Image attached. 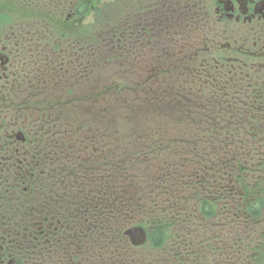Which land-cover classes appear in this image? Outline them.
<instances>
[{"label":"flooded vegetation","instance_id":"1","mask_svg":"<svg viewBox=\"0 0 264 264\" xmlns=\"http://www.w3.org/2000/svg\"><path fill=\"white\" fill-rule=\"evenodd\" d=\"M174 1L118 0L125 9L121 18L128 20L135 16L142 24L138 35L133 32L137 25L131 24L121 31L123 36L130 31V40L147 35L150 41L162 32L172 33L188 49L194 33L179 31L172 15ZM183 1L190 6L189 17L197 32L196 45L199 34L202 36L200 47L194 50L193 64L186 68L191 74L189 88H184L187 99L217 101L225 115L236 117L240 132L251 133L249 139L238 135V145H259L264 140V0ZM99 2L0 0V185L3 186L0 187V264H38L48 257L56 242L72 239L74 244L80 243L83 225L76 215L80 208L77 195L89 194L92 200L89 207L94 205L97 193L109 200L112 186L107 181L99 186L94 168L98 167L97 157L110 164L115 156L111 147L113 131L109 130L112 126L105 124L102 130L101 137L108 143L104 146V141L98 143L95 107L89 108V123L66 121L67 103H70L67 99L78 96L70 91L85 81L88 85L94 82L88 80L97 65L99 32L88 31L83 25L88 18L96 17ZM162 10L172 19L169 27L157 28L156 22H146L149 14H155L151 16L153 21H160ZM84 89H79L76 101L83 97L87 91ZM95 96L96 89L91 93L92 98ZM105 147L108 148L102 149ZM39 163L43 167L40 172ZM54 166L60 170L54 171ZM28 167L31 189L26 183ZM37 174L47 181L42 203L34 194ZM54 175L59 182L58 191H51L55 181L50 185V177ZM16 189L29 193V203L21 211L9 206L7 199L2 203L5 194ZM64 196H69L71 203L66 204ZM165 200L161 199V211L169 208ZM213 206L216 214L204 217L195 208L198 205L187 199L174 205L173 234L168 238L169 243H159L156 264H264L262 221L253 222V245L237 244L233 239L229 244L225 235V204L216 202ZM12 209L22 212L25 220H5L2 212ZM94 235L95 228L86 225L83 238L90 237L95 243ZM118 240L120 245H115L117 253L111 257L110 264H154L148 263L147 255L130 245L124 231ZM237 248L239 252L234 251Z\"/></svg>","mask_w":264,"mask_h":264},{"label":"trees","instance_id":"2","mask_svg":"<svg viewBox=\"0 0 264 264\" xmlns=\"http://www.w3.org/2000/svg\"><path fill=\"white\" fill-rule=\"evenodd\" d=\"M164 36L166 38L168 37V35ZM110 94H106V96L100 97L108 102ZM72 100V98L67 99V102H70L67 103V106L75 103V101L72 103ZM91 102H94L96 104V114L94 115V119L95 122L99 124L97 121L103 122L102 110L100 108L107 111V106H104L101 102L97 104V100H93ZM206 102L207 106H211L209 100H206ZM208 109L209 111L205 112L200 118L199 116L190 117L193 120V124H188V126H193L194 128L195 126L198 127L201 134L200 136H195L199 138L192 140V143L196 141L204 142L205 139H208L209 142L214 143L215 139L219 140L221 138V136L217 135L220 127L224 128L227 123H231L234 121V119H231L226 115L224 116V114L221 112H212L210 111V108ZM70 110L73 113L78 114L76 109L71 108ZM97 110L99 111L98 114ZM112 116V121L114 122L115 113ZM204 116H207V119H202ZM216 116L217 118L215 120ZM90 118L91 114H88L86 117H82L80 119L72 117L71 114L66 115L67 123H72V119L77 121L78 123L83 122L80 120H86L89 123L91 122ZM180 123L182 124H180L179 129L175 124L173 130L174 132L179 133L183 131L182 127L185 124H183V122ZM202 124L208 125V131L205 133V135H202L201 133ZM231 128H229L230 130H227L224 137L223 133L221 132L223 141L222 145L218 147L217 152L213 153L216 149L210 147V150L212 151L208 150V154L215 158L213 162L215 167L211 166L214 167L215 170L221 168V165L223 163L222 175L225 181L224 200L226 201L225 203H230V209L227 210L229 212V215L226 216L228 218L226 220H234L240 222V225L245 223L253 224L255 220L261 219V215L264 212V171L260 175L258 171V176L255 177L254 168L249 167L248 162L245 163L246 167L242 169L240 164H243V161L251 160L255 156V153H252L254 149L249 147H246L245 149H239V147H237V144H235L232 132L233 129L231 130ZM73 129L77 137H80L79 131L74 127ZM102 130L103 128H100V132H102ZM98 136L99 140L101 138V134H98ZM104 140L106 139L103 138L101 141ZM187 141H190V139H187ZM120 148V151L123 152L120 155L115 153V156L110 164L103 163L102 160L97 157L98 167L94 168V171L98 176L97 181L99 182V186L105 184V181L109 182L112 186L111 189H109L111 191V194H109V200L105 201L103 199V196L100 193H97L94 205L92 207H89L88 203L92 201L89 194H85L82 192L77 195L78 199L80 200V208L76 210V215L80 218L83 225L81 227L82 237L79 238L80 243L74 244L72 239H69L67 241L60 240V242H56L50 248L48 257L41 259L38 264H79V262L110 264V262L113 261L111 257L115 256L117 252L115 245H120L118 239L123 236V231L130 224L137 220H142L144 225L153 227V229L149 233V242L152 247L156 249L158 248L160 242L168 241V238L173 234V230L171 228L173 216H175L176 212L174 210V205L179 202L185 203V199L190 202L192 198H195L194 202L200 203V214L204 217L213 216L215 210L213 201L209 199V197L215 198L217 196L208 193L207 190L212 191V189H206V187L204 186V182H201V178L203 177L202 174L207 172V170L204 168L203 172L199 174L200 171H197V168H201L200 164L198 167H192L189 162V158L186 155L188 161L187 163H189V172H187L188 170L185 166L180 168L177 164H173V166L176 169L182 170L179 171V174L171 171L169 172L168 176L166 169L161 170L158 176H155L154 173L148 172V174L144 175V188L140 190L139 178L132 176L130 170V173L127 171V162L124 167L121 166L125 157L128 158L134 156V154L129 153V150H125L122 147ZM243 154L244 158L242 157ZM197 156H201V154ZM239 158L241 163L239 161ZM141 159L142 158H140V160ZM205 160L207 159L205 158ZM35 162H37V160H35ZM220 162L222 163L220 164ZM155 163H157V161ZM149 167L152 169L151 164L149 165ZM54 168V171L60 170L59 167L54 166ZM42 169L43 167L41 163H39L37 171L40 172ZM29 171L30 170L28 167L26 183L31 189ZM103 174H107L108 178H103ZM34 180V186H36H33L35 189L34 194L37 197L38 202L42 203L43 188L45 185H47V181L41 174L35 175ZM53 180L55 181V186L52 187L51 191H58L59 187L57 186V184H59V182L57 181L55 175L50 177V185L52 184ZM188 181L190 184L189 188L187 187ZM160 183L161 187L158 186ZM147 184L149 186L150 184H152L153 193H155L154 197L150 196L152 199L149 201L148 196L145 193L147 192ZM178 185L180 186V188L177 190L176 188L178 187ZM213 186L215 188H218L219 181L216 180L211 187L213 188ZM0 187H3L2 184L0 185ZM159 187L160 189L167 191L168 194V198L164 201V204L166 206H169V208L165 209V211H161V206L157 203L160 199V195H158ZM139 190L140 194H138ZM143 192L145 194H141ZM180 196H182V198L179 199ZM6 199L9 206L19 208V210L21 211L24 210V208L22 207H25L29 203V193H22L21 189H16L10 194H5V200H1L2 203H5ZM63 200L66 202V204L71 203V198L69 196H64ZM183 210L186 211L187 207ZM20 211L15 212L12 209L8 212L2 213L5 215L4 219L10 220L11 222L20 218H23V220H25V218L22 217L23 213ZM86 225H90L95 228V235L93 236L95 243H92L90 237L83 238V236L85 235ZM239 227L241 236H246L249 234V229H242L241 226Z\"/></svg>","mask_w":264,"mask_h":264},{"label":"rangeland","instance_id":"3","mask_svg":"<svg viewBox=\"0 0 264 264\" xmlns=\"http://www.w3.org/2000/svg\"><path fill=\"white\" fill-rule=\"evenodd\" d=\"M117 2L118 0H101L95 9L96 17H91L90 19L88 18L84 22L83 26H86L88 31L98 29L99 32L97 41L98 47L96 50L97 65L92 69V73L94 75L91 76L90 80H88V82H97L94 85V82L88 85L87 81H85L84 84H79L77 88L70 91L71 93H78V96L74 97L71 101L72 103L75 101V106L74 104L71 105L76 108L78 114L73 113L70 110V105H68L66 108V111H68L66 115L71 114L72 117L78 119L86 117L90 114V109H92L91 100L93 98L91 97V93L95 92V89L98 91L99 89L102 90V88L108 86L111 90L108 102L103 98L97 99V104L101 102L104 106H107V111L100 108L102 110L103 122L97 121L99 123L97 124V134L102 135L100 128L105 129V124L113 126V124L117 121L118 124H126L128 118L130 117L131 119L133 117L138 125L147 126L149 130L155 131L150 138L156 137V139L163 140L166 136H168V134H170L171 140L167 139L170 141L160 142L161 146L155 149L154 152H156L157 155L152 152L145 154L144 157L141 156L136 158V156H131L123 159L121 166L124 167L127 162V171L129 172L130 170L132 175L139 178L141 190L144 188V175L148 174V172H158L160 169H158L157 165H169V159H172L171 154H173V156L177 155V164L179 167L180 163H182V166H187V162L185 160L186 156L183 152L187 148L188 150H191L192 148L190 145L188 147L183 145L184 139H190V143L192 145V139L197 133L196 129H192L188 126L189 123L193 124V120L190 117L199 116L200 118L203 116L200 114L205 112V110L203 109L204 103L198 99L193 98L192 100L186 101L187 93H185L183 88H189L188 83L191 80L189 79L191 74L187 73L186 68L189 67V64H193L194 50L200 47V39L202 36L199 34L200 39L196 45L197 32L194 27L195 24L192 22L193 20L189 17V3L184 2L183 0H176L174 1V6L172 7V15L175 16L174 19L180 28L179 31L188 32L189 34L191 32L194 33L191 46L188 49H183L182 42L174 35L170 36V38H174V41L165 43H163L165 37L161 35H159V39L157 41H148L147 35H142V37L137 36L130 40L128 38V33L130 31L128 33L125 32L124 36L121 31H124L125 28H129V26L133 24V26L137 25V29L133 30V32L138 35V31L140 30V26L142 24L140 19L135 16H130L132 18L128 20L122 19L121 16L125 14V9L123 8L122 2ZM160 13L165 15H159L160 21H167L169 16H167L163 10ZM149 15L155 16V14ZM151 16H149V18ZM129 20L131 21L127 24V21ZM102 32L103 34H101ZM115 34L118 36L115 37ZM81 81L84 82L83 79ZM86 84L88 86H86ZM209 85L212 86L213 83ZM79 89L87 91L83 92V97L76 101V99L80 96ZM177 91L178 95L176 93ZM228 93L234 92L228 91ZM225 94L227 93L224 92V95ZM79 105L80 107H78ZM127 105L129 108H126ZM130 106H132L131 109ZM93 107H95V104H93ZM134 108H136L139 112H131ZM98 112L99 111L97 110V114ZM114 113L115 116L113 122L112 115ZM230 118L233 119V117ZM202 119H207V116H204ZM151 121L158 123V125L156 127H151ZM182 121L185 122V125L182 127L183 131L174 133L171 130L172 124H182L180 123ZM148 122L149 124H147ZM109 130H112L113 133H115L118 128L111 127ZM144 134H146V132L143 131H136L135 133L128 132L127 128L124 127L122 130L117 132V137L125 139L126 141L124 140L125 142L118 144H120L123 149L135 150L139 145L134 141L135 138L139 140L145 139L146 141L147 137H145ZM127 137H131L129 142H127ZM102 139L103 138L101 137L98 143H100ZM180 140H182V142H180ZM106 145H108V143L104 140V146ZM180 145H183L184 147L181 148ZM156 146H158V144ZM111 147L112 151L116 154L118 150H121L116 141ZM107 148L108 147L102 149ZM174 148L175 150H173ZM259 148L260 154L249 160L248 163H256L258 160L255 166L264 167V142L261 143ZM208 149L209 148H204L203 150L204 152H207ZM204 157L207 158L206 162L210 163V167V160H214V158L211 155ZM140 158L142 159L140 160ZM156 160L157 163H155ZM150 164L152 169L149 167ZM171 171H174L172 167L169 171L167 170L168 173ZM157 174L158 173L154 175L157 176ZM151 187L152 184H150V189L148 185L146 187L148 191L145 193L149 195L150 191H152L150 196L154 197L155 193H153V187ZM179 188L180 186L178 185L176 189L178 190ZM140 190L138 194H140ZM145 193L143 192L141 194ZM137 251L145 255L147 253L149 254L145 257V260L148 263H151L158 258L157 248H153L150 242L145 245V248L137 249Z\"/></svg>","mask_w":264,"mask_h":264},{"label":"water","instance_id":"4","mask_svg":"<svg viewBox=\"0 0 264 264\" xmlns=\"http://www.w3.org/2000/svg\"><path fill=\"white\" fill-rule=\"evenodd\" d=\"M135 232H137V240H133V243L138 245V244H141L142 242H144L145 240V234L143 232V230H141L140 228H136L134 229L133 231H131V235Z\"/></svg>","mask_w":264,"mask_h":264}]
</instances>
